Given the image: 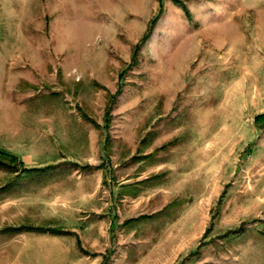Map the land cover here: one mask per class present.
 <instances>
[{
	"label": "rangeland",
	"instance_id": "obj_1",
	"mask_svg": "<svg viewBox=\"0 0 264 264\" xmlns=\"http://www.w3.org/2000/svg\"><path fill=\"white\" fill-rule=\"evenodd\" d=\"M180 2L0 0V264H264V0Z\"/></svg>",
	"mask_w": 264,
	"mask_h": 264
},
{
	"label": "crops",
	"instance_id": "obj_2",
	"mask_svg": "<svg viewBox=\"0 0 264 264\" xmlns=\"http://www.w3.org/2000/svg\"><path fill=\"white\" fill-rule=\"evenodd\" d=\"M21 169H31L29 171H32V170H37L39 168L28 166V167H22ZM23 172H27V171H23ZM42 187L45 189V190L42 189V192L44 193L45 196L50 192L52 196L55 197L54 199L57 200V202H61V203L66 202V200L59 198V196H61L62 193L60 190L61 187L57 192H55L54 190H52L53 192L47 190L46 189L48 188L47 186H42ZM49 188L54 189L56 187L52 185ZM95 189L91 185H89V183L86 186L81 187V190L78 192V195H80V199L83 202V206L90 207L89 205L91 204L90 202L92 201L91 196H93V194L95 193ZM70 191L71 190L69 188L66 189L67 194H70ZM70 208L73 211L75 210V207H73V205ZM51 218L58 219L59 217L52 216ZM41 224H49V223L41 222L39 224H34V225H41ZM50 226L60 227L59 225H50ZM62 230L65 231L64 229ZM29 232H35V231H29ZM16 233H20V232H16ZM35 233L36 234L29 235L28 241L30 243L21 245V247L17 250L18 251L17 255L11 261L12 264H67L69 260L67 254L68 249L63 244L60 243L61 239L58 235L66 234L68 232H63L58 234H51L48 232H35Z\"/></svg>",
	"mask_w": 264,
	"mask_h": 264
},
{
	"label": "trees",
	"instance_id": "obj_3",
	"mask_svg": "<svg viewBox=\"0 0 264 264\" xmlns=\"http://www.w3.org/2000/svg\"><path fill=\"white\" fill-rule=\"evenodd\" d=\"M172 1L186 10L185 6L180 2V0H172ZM157 17H158V15L152 19L150 26L148 27L146 33L142 37V40H144L147 37V35L149 34V31H150V29H151V27H152V25L155 22ZM14 160H15V158L12 156L8 157V161L0 159V167L6 169L8 171H11V169H13V165H12V163H9V162H13ZM29 170H31V169H22V171H29ZM143 217L144 216H140V217H136V218H130L126 222H133L135 220H138V218H143ZM3 231H9L11 233L22 232V231H35V232H48L51 234L68 232V231H63L60 227L50 226L49 224H41V225L21 224V225H17V226H7V227L3 228ZM76 243L78 244V239L76 240Z\"/></svg>",
	"mask_w": 264,
	"mask_h": 264
}]
</instances>
